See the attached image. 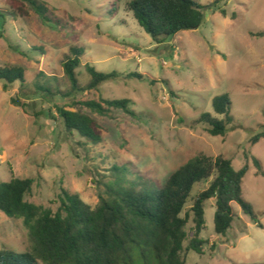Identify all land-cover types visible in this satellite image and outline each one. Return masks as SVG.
<instances>
[{
    "label": "rangeland",
    "instance_id": "rangeland-1",
    "mask_svg": "<svg viewBox=\"0 0 264 264\" xmlns=\"http://www.w3.org/2000/svg\"><path fill=\"white\" fill-rule=\"evenodd\" d=\"M36 1L52 22L28 5L0 0V68L20 67L26 73L24 89L16 83L4 92L0 83V183L33 179L26 200L56 213L63 189L96 208L110 189L144 178L158 190L193 157L223 156L235 170L249 166L243 197L264 226V177L257 175L253 163L256 157L264 169V139L250 143L264 128V0H221L218 7L228 16L207 11L199 28L162 44L155 43L128 12V0ZM197 1L209 5L215 0ZM74 46L85 50L76 70L81 87L91 83L88 65L119 75L77 100L128 99L143 116L134 120L114 111L102 117L77 106L94 120L97 144L65 130L56 105L70 100L42 97L35 87L40 82L56 94L70 91L62 63ZM41 73L46 77H38ZM133 73L143 78H129ZM224 95L232 101L234 121L226 136L214 137L200 120L204 114L224 119L213 108L214 99ZM13 98L23 106L13 105ZM210 182L194 187L181 215H189V237L194 230L193 199ZM232 206V227L226 235H217L216 199L206 202L201 234L205 252L188 251L187 239L182 254L186 264H264V228L237 203ZM29 234L23 220L0 212V250L29 251Z\"/></svg>",
    "mask_w": 264,
    "mask_h": 264
},
{
    "label": "trees",
    "instance_id": "trees-1",
    "mask_svg": "<svg viewBox=\"0 0 264 264\" xmlns=\"http://www.w3.org/2000/svg\"><path fill=\"white\" fill-rule=\"evenodd\" d=\"M15 4L28 5L41 19L52 22L46 8L36 0H9ZM221 0L204 5L197 0H128L127 10L157 44L183 31L199 28L207 11L225 9L218 7ZM0 17H3L0 13ZM236 19V15H232ZM260 36V34H257ZM85 50L71 48V56L62 63L64 74L70 83L66 94L54 93L51 86L37 82V93L42 97L59 96L71 101L63 106L56 105L59 118L65 130L79 134L93 144L100 142L91 116L77 110L82 106L102 117L121 111L134 120L139 115L128 99L110 100L100 98L80 102L77 97L89 90H95L108 81L116 80V72L103 73L93 66H87L91 83L81 87L76 70L81 66ZM44 76L41 73L38 77ZM46 76H44L45 78ZM142 79L138 73L128 75ZM0 83L7 92L14 84L26 86L23 68L7 66L0 68ZM12 104L23 106L13 98ZM232 101L228 95L214 99L213 108L217 116H201L200 122L207 126V132L214 137H224L234 121L231 115ZM264 139L263 130L250 139L252 146ZM248 159L249 157L246 156ZM253 163L257 175L264 177L262 163L256 157ZM121 171H125L124 169ZM249 166L235 170L232 161L219 156L215 159L197 155L174 172L165 185L156 190L153 183L144 178L131 181L127 187L110 189L107 198H100L96 208L86 204L78 195L63 189L59 198L60 207L56 213L26 200L32 193L34 180L13 178L0 183V212L10 219L23 220L29 230L30 250L18 254L11 250H0V264H186L182 254L188 241V251L203 255L206 241L201 237L205 230V204L216 199L215 232L226 235L235 221L232 206L237 203L242 212L258 227L264 228L255 214L253 206L243 197L242 183ZM124 173V172H123ZM211 181L208 188L199 193L191 206L194 230L188 236L186 227L189 215L182 217L194 187Z\"/></svg>",
    "mask_w": 264,
    "mask_h": 264
}]
</instances>
